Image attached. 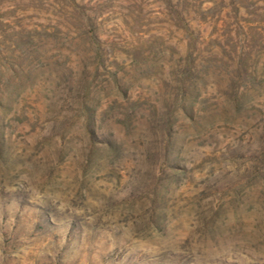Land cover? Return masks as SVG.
<instances>
[{
    "label": "rangeland",
    "instance_id": "obj_1",
    "mask_svg": "<svg viewBox=\"0 0 264 264\" xmlns=\"http://www.w3.org/2000/svg\"><path fill=\"white\" fill-rule=\"evenodd\" d=\"M0 264H264V0H0Z\"/></svg>",
    "mask_w": 264,
    "mask_h": 264
}]
</instances>
